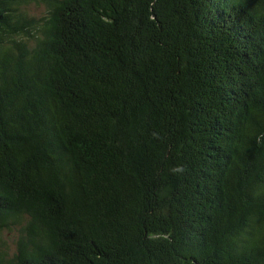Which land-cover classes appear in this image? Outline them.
Segmentation results:
<instances>
[{
  "label": "trees",
  "instance_id": "16d2710c",
  "mask_svg": "<svg viewBox=\"0 0 264 264\" xmlns=\"http://www.w3.org/2000/svg\"><path fill=\"white\" fill-rule=\"evenodd\" d=\"M0 264H264V0H0Z\"/></svg>",
  "mask_w": 264,
  "mask_h": 264
},
{
  "label": "rangeland",
  "instance_id": "374dc122",
  "mask_svg": "<svg viewBox=\"0 0 264 264\" xmlns=\"http://www.w3.org/2000/svg\"><path fill=\"white\" fill-rule=\"evenodd\" d=\"M27 12L33 16H39L41 14H44V7L42 5H36L33 3H30L28 6L25 7ZM10 242V240H9Z\"/></svg>",
  "mask_w": 264,
  "mask_h": 264
}]
</instances>
